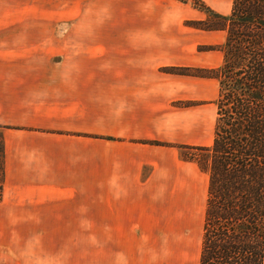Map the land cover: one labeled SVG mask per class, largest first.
Instances as JSON below:
<instances>
[{"label": "crops", "instance_id": "crops-1", "mask_svg": "<svg viewBox=\"0 0 264 264\" xmlns=\"http://www.w3.org/2000/svg\"><path fill=\"white\" fill-rule=\"evenodd\" d=\"M172 2L180 5L177 0H136L132 16L151 25L132 23L122 30L130 33L115 34L110 46L94 30L84 34L89 36L85 49L72 58V51L56 50L34 63L26 57L7 62L17 65L7 68L11 74L0 73V124L9 127L0 230L11 221L15 227L22 222L36 228L84 226L73 222L90 218L86 215L97 197L99 227L129 229L121 241L126 250H135L146 234L136 239V230L163 227L165 213L169 218L181 209L192 212L196 198L201 202L204 191L208 195V175L197 162L182 160L177 147L212 143L219 83L215 96L206 98L202 87L217 79L163 69L217 70L223 53L200 50L207 45L169 43L165 27ZM71 29L31 32L40 37L35 43L43 44L41 37L70 36ZM70 40L64 39L66 45H72ZM213 52L222 56L216 67L205 63ZM84 58L95 63L98 74L92 77L87 64L79 66ZM107 62L114 64V76L107 74ZM202 99L213 111L207 130L204 110L194 104ZM179 100L193 103L181 109L172 105ZM0 264H156V255H0Z\"/></svg>", "mask_w": 264, "mask_h": 264}, {"label": "rangeland", "instance_id": "rangeland-1", "mask_svg": "<svg viewBox=\"0 0 264 264\" xmlns=\"http://www.w3.org/2000/svg\"><path fill=\"white\" fill-rule=\"evenodd\" d=\"M135 1L0 0V73L4 70L9 71L7 68L17 65V63L12 65L7 64L11 59H15L18 62V60L26 57L27 62L34 63L37 59H43L46 56L55 54L56 50L59 53H69V51H72L73 53L68 55L69 58H72L77 52L85 49L82 44L85 43L84 40H87L89 36L84 34L94 33V30H99L100 34H104L103 38L106 39L107 46H110L115 43V34L130 33L122 30L131 27L132 23H138L140 27L147 28L151 24L146 19L145 23L141 17H138L136 20L134 19L136 16H132V10L134 9L131 6ZM152 1L155 2L156 0ZM200 1L222 15L230 14L233 3V0ZM178 2L179 6L172 2V13L169 17V23L165 27L168 29V42L170 44L177 43L188 46L194 43L199 49L202 45H207L206 48H209L221 46L224 43L225 32L207 35L206 32L208 31L197 28V23L205 21L207 16L195 9L193 2L188 4ZM183 7H187L186 13ZM192 15H195L194 20H189ZM68 27L72 28L71 32H69L70 36L46 35L41 37L43 44H36V38L40 39V37L34 35L35 32H31L33 28L65 29ZM64 39H71L69 42L72 45H66ZM51 43L55 44V46H52ZM203 48L205 47L202 46L200 50H209ZM97 54L99 52H95L93 56ZM108 55L110 54L107 53ZM221 58L220 52H213V56L210 60H206L205 63H212L216 67L221 64ZM87 59L84 58L82 61L79 59L78 63L80 67H82V64L84 66L87 64V72L88 74L91 73L90 76L93 77L95 74H98L95 71V63L89 62ZM112 65L114 64L107 62L106 69L108 75L114 76L115 71L111 68ZM63 70L65 72V69ZM163 71L175 75L183 74L184 72L183 68H165ZM192 72L196 74L195 71ZM187 73L189 72L187 71ZM9 74H11L10 71ZM209 77L216 79L215 76ZM13 82L18 83L17 76L13 77ZM218 83V80H211L208 85L202 87L206 98L215 96ZM189 91L187 87V93ZM186 99H189L188 96ZM204 100L202 99V101L194 104L202 106L204 110V126L207 130L212 125L211 116L213 111L210 108L211 106H207L205 109L204 104L206 101ZM192 103L188 100H179L178 102H173L172 105L181 109L191 106ZM213 110L217 111L215 102ZM0 127L3 128L4 137V132L9 127L3 124H0ZM214 127H212L213 134L210 135L212 142ZM155 144L158 143L156 142ZM211 145L212 143L209 146ZM178 147H189L191 149L184 150V148L180 149ZM178 147L180 157L182 160L188 162L192 161L189 159L191 154H197L196 150L201 146L198 144L193 146L181 145ZM205 174L202 176L201 183L203 186H205L207 180ZM4 187L5 183L2 192H0V203L4 199ZM206 200L207 194L204 191L201 202L200 197L196 198L195 210H192V212L181 209L169 218H167V212L164 214L163 227L141 228L139 229L141 232L136 230V239L141 237L140 234L143 231H146L144 243L143 241L141 243L137 242L134 244L135 250H126L129 246L125 247V244L121 240L125 237L123 233H128L129 229L99 227L97 197H92L91 211L86 215L90 216V218L87 219L86 217L85 219L73 222L84 224V226L36 228L28 227L25 225L27 222H22L23 224L15 227L14 222L11 221L10 227H8V223L5 222L3 228L0 230V255H156V264L160 262L162 264H199ZM189 207L192 206L189 205ZM193 211H195L194 214ZM15 216L17 217L19 214L17 213Z\"/></svg>", "mask_w": 264, "mask_h": 264}, {"label": "trees", "instance_id": "trees-1", "mask_svg": "<svg viewBox=\"0 0 264 264\" xmlns=\"http://www.w3.org/2000/svg\"><path fill=\"white\" fill-rule=\"evenodd\" d=\"M178 1L207 16L197 28L226 33L221 46L205 47L223 53L217 70L183 69L219 81L212 145L189 158L209 177L199 264H264V0H233L229 15ZM4 183L0 127V192Z\"/></svg>", "mask_w": 264, "mask_h": 264}]
</instances>
